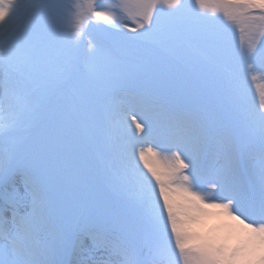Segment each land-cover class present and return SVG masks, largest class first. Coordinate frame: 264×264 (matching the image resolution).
Here are the masks:
<instances>
[{"label": "snow or ice", "instance_id": "obj_1", "mask_svg": "<svg viewBox=\"0 0 264 264\" xmlns=\"http://www.w3.org/2000/svg\"><path fill=\"white\" fill-rule=\"evenodd\" d=\"M257 71L264 0H0V264H264Z\"/></svg>", "mask_w": 264, "mask_h": 264}, {"label": "rangeland", "instance_id": "obj_2", "mask_svg": "<svg viewBox=\"0 0 264 264\" xmlns=\"http://www.w3.org/2000/svg\"><path fill=\"white\" fill-rule=\"evenodd\" d=\"M66 2H67V0H66ZM189 2L191 3V2H193V0H189ZM125 22L132 24L131 20L126 19ZM92 27L95 28L97 36H98L99 33L101 32V29L96 27L95 25H93ZM241 38H242V34L238 30L234 31L233 40L237 44V46L240 44ZM256 63H257V68H259V62H256ZM254 75L256 76L255 80H252L250 77H247L245 79L244 91H245V95H246V99H247L248 104L251 107L256 108V107H258V105L261 101L260 95L264 94V72L257 71L254 73ZM257 102H259V103L256 106ZM22 189H24V188L21 187V190ZM22 191L24 192V190H22ZM207 211H208L209 215L205 216L203 221L199 225L196 226V230L198 232H200L201 234H208L210 236H216V235L222 234V233H217L216 229L224 222V218L215 215L217 210L212 209V211H211L209 209ZM234 242H235V240L229 241L230 244L234 243Z\"/></svg>", "mask_w": 264, "mask_h": 264}, {"label": "bare ground", "instance_id": "obj_3", "mask_svg": "<svg viewBox=\"0 0 264 264\" xmlns=\"http://www.w3.org/2000/svg\"><path fill=\"white\" fill-rule=\"evenodd\" d=\"M108 3H109V2H106L105 4H108ZM262 96H264V94H263V95H260V97H262ZM257 105H258V104H257ZM257 105H256V106H257ZM210 210H212V209H210ZM214 220H215V219H214Z\"/></svg>", "mask_w": 264, "mask_h": 264}]
</instances>
